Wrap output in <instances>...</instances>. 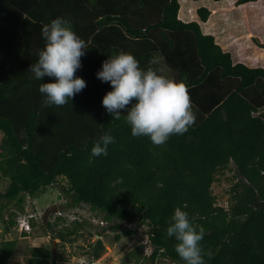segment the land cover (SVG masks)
<instances>
[{"label":"trees","instance_id":"obj_1","mask_svg":"<svg viewBox=\"0 0 264 264\" xmlns=\"http://www.w3.org/2000/svg\"><path fill=\"white\" fill-rule=\"evenodd\" d=\"M179 11V0H0V180L8 182L0 191V264L16 254L18 240L5 237L19 231L26 201L59 183L65 184L68 206L89 207L108 224L96 230L99 237L110 231L119 241L122 224L148 229L150 252L144 244L135 248L136 264H183L175 239L166 235L177 207L205 231L201 245L212 253L205 264H264V68L234 63L231 53L197 22L182 21ZM197 13L202 23L211 16L205 8ZM57 17L69 19L85 42L76 75L86 87L65 105L44 106L39 86L52 80L34 79L29 68L45 44L42 26ZM120 51L131 53L141 68L166 71L185 83L195 115L187 132L155 145L132 136L126 112L113 120L102 105L111 87L96 73ZM106 132L115 140L108 155L91 157ZM229 171L228 206L221 207L213 185ZM58 222L55 238L63 244L93 228L65 217ZM91 249L97 260L103 241ZM59 260L51 246L34 248L29 262Z\"/></svg>","mask_w":264,"mask_h":264},{"label":"clouds","instance_id":"obj_2","mask_svg":"<svg viewBox=\"0 0 264 264\" xmlns=\"http://www.w3.org/2000/svg\"><path fill=\"white\" fill-rule=\"evenodd\" d=\"M41 33L45 44L29 70L36 80L44 81L45 77L52 80L39 86L43 105L62 106L86 87V81L76 75L82 66L86 45L65 17L52 19L42 26ZM96 76L111 87L102 105L113 120L119 119L122 111L126 112L124 116L134 137L146 136L153 144L162 145L172 135H183L194 123L185 83L153 69L141 68L131 53L120 51L108 56ZM114 142L110 133H104L94 142L91 157L107 156L109 145ZM31 215L36 218L29 217ZM22 221L28 222L29 230L20 231ZM43 222L44 217L37 212L24 214L19 219L18 230L31 235ZM166 235L175 239V252L183 264H205V255L212 256L210 251L205 253L201 245L204 229L194 226L181 207L175 208L171 215Z\"/></svg>","mask_w":264,"mask_h":264},{"label":"rangeland","instance_id":"obj_3","mask_svg":"<svg viewBox=\"0 0 264 264\" xmlns=\"http://www.w3.org/2000/svg\"><path fill=\"white\" fill-rule=\"evenodd\" d=\"M240 0H179V18L188 22H197L205 35L216 38L217 43L226 52L232 54L234 63H243L250 68H264V0L253 3L240 4ZM205 8L211 11V16L206 23H202L198 16V9ZM166 76V71H161ZM5 155L1 145L0 134V159ZM232 172H226L220 180L213 185V192L218 198V205L228 206V190ZM7 181L0 180V191L4 192ZM65 184L59 183L53 189L39 194L36 199H28L25 203V216L36 212L43 216L52 207L57 208L56 213H50L44 222L58 226L44 228L39 223L34 232L28 237L21 233L8 234L7 240L17 239L16 254L9 264H31L29 260L34 248H50L55 241V256H60L59 264H136L132 258V251L139 245L146 246L145 251L150 252L147 247L148 229L140 226L138 222L127 225L122 224V238L117 241L116 234L107 231L102 237L96 234L101 228L108 226L102 222V216L93 212L89 207L74 208L68 206L70 199L63 193L62 187ZM9 207L8 210H11ZM59 217H65L68 222L75 220L91 223L93 228H85L81 235L72 244H63L55 238V234L61 230L62 223H57ZM42 218V217H41ZM69 225V224H68ZM130 231L132 234H128ZM92 233L91 236L89 233ZM101 239L105 251L100 258L94 260L88 252H93L91 246ZM131 256V257H130ZM158 264H170L169 261H159Z\"/></svg>","mask_w":264,"mask_h":264},{"label":"water","instance_id":"obj_4","mask_svg":"<svg viewBox=\"0 0 264 264\" xmlns=\"http://www.w3.org/2000/svg\"><path fill=\"white\" fill-rule=\"evenodd\" d=\"M51 212H52V213H56V212H57V208L54 206V207L50 208V209L45 213V215H44V220H45V221L47 220V218H48V216H49V214H50ZM52 247H53V254L55 255V248H56L55 241H53V243H52Z\"/></svg>","mask_w":264,"mask_h":264},{"label":"built area","instance_id":"obj_5","mask_svg":"<svg viewBox=\"0 0 264 264\" xmlns=\"http://www.w3.org/2000/svg\"><path fill=\"white\" fill-rule=\"evenodd\" d=\"M29 217L36 218L35 215H31ZM23 230H29V225L27 221H22L20 224V231H23Z\"/></svg>","mask_w":264,"mask_h":264},{"label":"crops","instance_id":"obj_6","mask_svg":"<svg viewBox=\"0 0 264 264\" xmlns=\"http://www.w3.org/2000/svg\"><path fill=\"white\" fill-rule=\"evenodd\" d=\"M215 40H216V38H215ZM217 42V41H216Z\"/></svg>","mask_w":264,"mask_h":264}]
</instances>
